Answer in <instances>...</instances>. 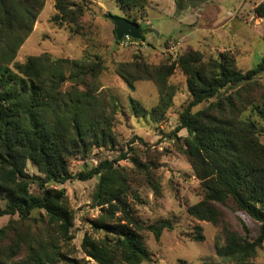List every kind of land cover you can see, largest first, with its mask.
Segmentation results:
<instances>
[{
	"label": "trees",
	"instance_id": "16d2710c",
	"mask_svg": "<svg viewBox=\"0 0 264 264\" xmlns=\"http://www.w3.org/2000/svg\"><path fill=\"white\" fill-rule=\"evenodd\" d=\"M147 1L116 0L124 10H144ZM174 1L177 12H182L208 0ZM85 3L55 0L52 20L78 28L87 12ZM44 5L45 0H0V218L11 217L0 228V264H86L59 247L60 241L74 239L75 219L65 189L57 185L94 177L98 184L93 206L100 207V215L91 220L93 233L84 234L81 251L102 264H152L143 233L148 231L159 240L173 226L166 220L146 225L136 216L129 199L139 196L130 175L116 166L129 157L128 151L120 150L117 158L101 160L96 166L85 162L76 174L70 170L73 160L87 158L94 148L119 143L115 132L119 104L101 89L102 61L89 54L71 59L50 53L15 61ZM256 13L264 17V3ZM142 32L143 41L147 31L142 28ZM177 68L186 75L191 99L171 137L182 141L181 151L203 195L187 212L198 221L224 226V238L218 237L215 245L217 256L231 258L234 264H254L251 260L264 246V84L259 81L264 56L243 71L228 52L206 58L200 51L188 50L158 65L137 52L132 61L117 64L115 72L132 90L139 80L154 81L159 100L145 108L131 97L135 116L153 123L165 119L177 93L169 83ZM182 129L188 132L184 138L178 136ZM28 161L40 176L28 174ZM132 163L146 175L143 184L158 190L152 163L136 158ZM222 207L256 221L257 236H251L242 219V233L230 230ZM35 210L41 211L39 217L33 216ZM31 224L44 225L45 234L32 233ZM98 233L102 235H94ZM193 239H205L202 226H195Z\"/></svg>",
	"mask_w": 264,
	"mask_h": 264
},
{
	"label": "rangeland",
	"instance_id": "374dc122",
	"mask_svg": "<svg viewBox=\"0 0 264 264\" xmlns=\"http://www.w3.org/2000/svg\"><path fill=\"white\" fill-rule=\"evenodd\" d=\"M243 1L244 5L239 10ZM253 1L208 0L177 12L174 0H148L144 10H124L116 0H86L87 12L75 29L67 23L60 25L53 21L55 0H45L33 31L17 53V62L43 53L71 59L89 54L102 61L105 69L99 77L101 89L115 96L119 104L115 123L119 143L116 147L94 148L87 158L73 160L70 170L76 174L85 168V162L89 167L96 166L101 160L117 158L120 150L128 151L129 157L118 161L116 166L123 168L133 181V188L139 197L129 201L135 208L136 216L146 225L166 220L173 226L172 229H165L159 240L148 231L143 233L152 254V264H234L235 260L216 254L215 245L218 237L224 238V226L198 221L187 212V208L199 202L203 195L200 181L181 151L182 141L171 137L179 124L180 112L191 99L186 75L177 68L170 77L169 83L177 88L173 105L163 121L153 123L148 118L133 114L131 97L145 108L155 106L159 92L154 81L139 80L132 90L116 74L115 68L121 62L132 61L137 52L142 53L150 64L158 65L167 59L176 60L188 50H196L206 58L228 52L236 58L237 68L246 71L264 56V17L256 13V8L262 3L257 2L254 7ZM99 13L135 19L146 29L145 39H132L128 44L116 42L114 23ZM259 81L264 84V73ZM69 86L67 83L66 87ZM203 106L199 105L195 110ZM187 135L186 129L178 132L181 138ZM261 140L264 142V133ZM132 158L152 163L150 167L158 190L143 184L146 175L136 168ZM27 172L30 176L41 175L30 161L27 162ZM97 184L98 177H94L86 181L73 179L57 185L65 189L75 219L72 229L74 239L69 243L60 241L59 247L62 252L72 254L86 264L88 256L81 251V242L86 232L93 233L90 222L100 215V207L93 206ZM32 190L37 191V186L33 185ZM222 209L230 230L242 233V219L250 228L251 236H257L259 224L251 217L228 207ZM40 213V210H35L32 214L39 217ZM10 219V216L1 217L0 228ZM196 225L203 228V241L193 239ZM31 228L35 234L46 232L41 224H31ZM94 235L99 237L102 234ZM251 261L264 264V246Z\"/></svg>",
	"mask_w": 264,
	"mask_h": 264
},
{
	"label": "water",
	"instance_id": "95a60500",
	"mask_svg": "<svg viewBox=\"0 0 264 264\" xmlns=\"http://www.w3.org/2000/svg\"><path fill=\"white\" fill-rule=\"evenodd\" d=\"M100 16H104L105 18L110 19L114 25H115V35L117 41H122L124 37L129 36L132 39L140 40L142 39V27L141 25L131 19H128L127 17H121V16H114L110 13L108 14H102L99 13Z\"/></svg>",
	"mask_w": 264,
	"mask_h": 264
},
{
	"label": "built area",
	"instance_id": "2783aa9c",
	"mask_svg": "<svg viewBox=\"0 0 264 264\" xmlns=\"http://www.w3.org/2000/svg\"><path fill=\"white\" fill-rule=\"evenodd\" d=\"M130 40H132V38H130L129 36H126L123 38L122 42H125L126 44H128L130 42ZM87 264H102V263L98 262L97 260H95L91 257H88L87 258Z\"/></svg>",
	"mask_w": 264,
	"mask_h": 264
},
{
	"label": "crops",
	"instance_id": "0c3cea01",
	"mask_svg": "<svg viewBox=\"0 0 264 264\" xmlns=\"http://www.w3.org/2000/svg\"><path fill=\"white\" fill-rule=\"evenodd\" d=\"M257 2L263 3L264 0H254L253 3H252L254 7L257 5ZM243 5H244V1L241 3V5H240V7L238 9L239 10L242 9Z\"/></svg>",
	"mask_w": 264,
	"mask_h": 264
}]
</instances>
